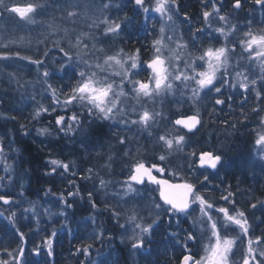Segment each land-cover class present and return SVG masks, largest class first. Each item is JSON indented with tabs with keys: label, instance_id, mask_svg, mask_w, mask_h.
Listing matches in <instances>:
<instances>
[{
	"label": "trees",
	"instance_id": "16d2710c",
	"mask_svg": "<svg viewBox=\"0 0 264 264\" xmlns=\"http://www.w3.org/2000/svg\"><path fill=\"white\" fill-rule=\"evenodd\" d=\"M4 1L16 5L24 0ZM29 1L45 6L38 7L32 23H22L21 26L13 21L12 14L5 15L9 17L6 22L12 19L7 27L13 30L12 36L19 40V46L0 52L10 53L9 59L0 60V141L5 146L3 155L12 166L10 177L13 178L0 181V194L13 199L11 205L0 203V212H4V216H0V259L10 262L11 258L18 256L20 248L24 249L25 264H180L187 252L199 259L202 251L198 223L194 222L196 211L189 218L181 216L179 223L175 219L169 222L163 214L157 217L152 203L160 201L157 187L146 181L143 185H136L138 192L124 197L129 177L138 162L150 168L152 165L162 168V173L152 169L158 179L194 183L197 191L215 207H228L230 212L234 208L245 211L252 225L251 234L264 236V153L255 143L258 135L264 134V124L261 123L264 102L255 99L251 86L247 100L239 89L240 83H250L243 79L244 76L256 79L257 89L264 87V70L246 55L239 43L245 39V31L264 33V11L252 0H241L240 9L232 7L234 0H176L171 6L173 19L182 44L188 45L185 48L188 54L198 57L207 47L222 46L223 38L215 31L221 26L218 16L214 13L209 18L210 23L203 18L205 10L214 12L213 4L220 8L219 14L227 18V27L235 26L228 43L235 47V51H230L228 71L231 73L229 81L236 88L225 86L222 93L206 89L196 97L159 98L153 110L161 112L163 118L157 117L158 123L148 130L135 125L125 127L114 119L88 117L85 110L82 126L65 134L55 125V117L65 113L53 105L48 84L57 89V96L63 100L60 93H68L76 86L79 77L73 79L71 73L65 75L61 72V51L50 46L52 42H60L61 47L68 49L66 43L75 45L79 38L82 43L71 52L73 59L77 58L78 52L82 56L87 53L84 58L93 64L97 58L101 63L108 55L128 57L139 49L138 63L143 68L135 78L147 81L150 71L146 64L156 54L153 46L159 24L151 15L146 20L143 10L128 0H110L111 6L106 9L104 17L120 23L121 31L105 34L104 23L97 22L93 28L85 29L87 25L79 21L77 13L69 17L68 12L73 10L64 0L58 1L61 4L58 10L55 0ZM97 1L105 4L106 0ZM150 2L145 0L147 6ZM3 15L0 16L4 18ZM197 28L203 31L197 32ZM43 29L48 30L46 34L50 36L46 40L41 36ZM69 32L70 37L65 39L64 34ZM193 37L199 38L195 47ZM83 44L88 48L83 49ZM17 52L33 60L42 59L44 63L38 66L27 60V67L25 62L19 66L14 63L19 59L15 56ZM49 59L53 63H49ZM83 67L81 65L78 70ZM45 68L50 74L55 73L54 77L47 78V82H43ZM237 72L241 75L237 76ZM125 91H128L127 87ZM123 98L129 105L143 99L145 103L148 99ZM216 98L224 99L225 103L216 105ZM41 104L50 109L56 107V111L33 118ZM253 108L259 111L254 112ZM76 110L80 111L78 105ZM194 114H199L201 124L193 132H187L184 150H167L158 137H175L178 132L174 120ZM42 128L49 129V132L40 135L38 130ZM180 131L186 132L184 129ZM122 138L125 140L123 144L120 143ZM202 151L222 156L216 170L199 167ZM161 155H165V160L159 159ZM53 159L69 164V170L65 172L62 167L52 165L50 161ZM54 167L55 173L51 171ZM201 173L208 175L209 180L204 181ZM3 175L9 174L0 167V176ZM229 192L234 194L230 197L234 204L221 199ZM65 201L72 206L68 207ZM253 203L257 204L255 209L251 207ZM12 211H15V217L11 216ZM132 213L148 215L147 224L157 220L140 249H133L131 237L123 236L124 227L121 225H125L126 218ZM233 229L230 227V231ZM53 232L57 233L55 237ZM186 232H193L195 239L186 241ZM233 237H238L241 242L246 239L240 234ZM49 238L52 240L51 256L43 243ZM185 242L188 250L184 247ZM38 245L41 246L40 255L36 256L34 249ZM84 248L89 249V255L84 254ZM8 252L13 256H8ZM236 252H240L238 243Z\"/></svg>",
	"mask_w": 264,
	"mask_h": 264
},
{
	"label": "snow or ice",
	"instance_id": "6c2138e0",
	"mask_svg": "<svg viewBox=\"0 0 264 264\" xmlns=\"http://www.w3.org/2000/svg\"><path fill=\"white\" fill-rule=\"evenodd\" d=\"M129 3H133L137 9H142L143 12L147 14L151 10L152 12L160 14L161 17H167V20H172V7L176 4V0H155V6L149 8L145 4V0H128ZM252 3L261 8L264 11V0H252ZM44 4H28L25 6L19 5H9L5 4L4 0H0V15L3 13L15 14L22 22L32 23L34 21V15L37 13L38 7H44ZM110 3H105L103 7L105 9L110 8ZM241 0H234L232 7L234 9L241 8ZM214 12L205 10L203 12V18L206 23H210L209 18L215 13L218 16V19L222 22H225L227 26V18L224 15H220V8L216 7L215 4L212 5ZM76 15V12L69 11L68 16L72 17ZM187 19V16H185ZM129 23L132 21L129 20ZM101 23L106 25L105 34L109 33H119L121 31V24L115 21L104 18ZM235 26H231L229 31L234 32ZM203 30L197 28V32H202ZM222 36H226L225 27H218L215 30ZM160 32H164V27H161ZM245 39L239 41L243 50L249 53V58L256 60L259 58L261 61H264V33L254 34L251 30L244 32ZM169 39H171L169 37ZM198 37H193V47H195V41L198 40ZM82 41L78 38L74 47H80ZM162 45V40L158 39L154 41V50L155 55L151 60L146 64V69L150 71V75L147 81L136 79L135 77L140 74L142 65L138 63L139 49L136 50L135 54L129 55L126 59L121 55L113 56L108 55L103 61V64L97 62L95 64L90 63L88 59L84 57L87 56V53H84L82 56L80 52L77 53V58L74 60L71 53L65 51L63 47H60V51L63 52L66 60L61 61V72L65 75L71 73L73 79L79 77L76 82V86L71 88L68 93L61 92L60 95L64 96V99L61 100L57 96V89L53 88L51 84H48V88L51 89L52 103L55 106H58L62 109L65 114H58L55 117V125L59 131L71 133L79 129L82 126L84 112L86 110L88 117H94L103 120H111L117 114L121 116L122 123L125 127L138 126L144 130H148L158 123L157 117L163 118L161 112L150 111L146 107L141 105V110H137L135 106H132L130 112L126 110L125 107L121 106L122 97H132L137 101H140L143 98H148L155 100L157 96L160 95H174L175 89L173 82H179L176 85L178 89L180 85H186L188 81H194L196 87L192 89L193 97L198 96L205 89L208 91H214L215 93H222V88L225 86L235 89L236 85L229 81V76L231 73L228 71L229 60H230V51H235V47L231 50L227 47V44H224L220 47H207L201 51V54L191 61L183 62V70L180 67V54L174 53V58L177 61V64L174 68L171 65H166V58L163 56L162 48L158 47ZM7 47V45H2ZM188 45L186 43L178 45L180 48H186ZM88 45L83 44V49H87ZM15 56L19 59H26L30 63L35 65H42L44 61L42 59H31L30 57L21 56L19 52L15 53ZM47 56V52L45 53ZM10 58L8 53H0V60H7ZM202 62L197 65L196 61ZM81 65H83L82 70ZM113 65L118 66L119 70H114L111 75L119 76L120 82L116 84L114 80L111 79L110 75H105L101 77L99 73H105L109 68H112ZM127 65V67H126ZM107 66V67H106ZM171 68V71H170ZM198 68H203V70H197ZM261 68L264 69V63L261 64ZM47 82V78L50 76H55V73H51L44 69L42 73ZM237 76H240L241 73L237 72ZM243 79L249 82H242L239 84V89L245 94L244 100H247V93L251 89L255 91V99L257 101H262V94H264V87L257 89V80L250 79L248 76H244ZM219 80V83L217 81ZM128 88V91H125V88ZM229 100L232 99V96L229 95ZM225 103L224 99L216 98V105H223ZM77 105L80 108V111L76 110ZM56 111V107L51 109L44 107L42 104L37 108L34 113L33 118L40 117L41 113H51ZM69 111L71 114L68 115ZM253 111H259L257 108H253ZM134 117V118H132ZM15 119V117H12ZM261 123L264 124V119L261 120ZM201 124V118L199 114L187 115L181 118L174 120V125L177 127L178 134L169 138L165 135H160L158 137L159 141L163 143L167 150H175L181 152L186 147L185 140L187 132H193ZM23 127V126H22ZM184 129L186 132H181L180 130ZM40 135H44L49 132V129L42 128L38 130ZM27 134V133H25ZM125 140L122 138L120 143L123 144ZM256 145L261 149H264V134L258 135V138L255 141ZM4 145L0 141V164H3V172L8 174L12 168L11 165L6 163V158L4 157ZM195 155V153H193ZM165 155L159 157L160 160H165ZM264 158V157H262ZM52 165L57 167H62L65 172L69 170V164L63 163L59 160L53 159L50 161ZM222 162V156L215 154L212 151H202L199 155L198 163L200 168H208L216 170L218 165ZM155 169L157 172H163L164 170L156 165L152 167H147L145 163L138 162L134 165L132 174L129 177V182L125 188V195L137 191L133 188V184L143 185L145 181L159 186V199L162 203H157L153 201V206L155 209L159 210L156 213L157 217H160L162 214L166 215L169 218V222L173 219L177 223L180 222V217H189L192 216L193 212L197 209L193 208V205L198 206V210L201 213L202 218H206V225L210 228V242L209 246L205 249L206 255L200 257V259H195L192 254H187L182 256L181 264H229L230 256L234 255L233 249L236 245V238L228 235V230L230 226H235L240 229L241 235L247 239V245L244 251V254L241 257L240 264H264V236H253L250 232L252 225L249 223V220L246 216L245 211L240 210L239 208H234L230 212L228 207H215L212 202L208 200L206 196L197 191L194 183L182 182V183H170L165 179H157L156 176L152 174V169ZM55 173L56 168L51 170ZM91 171V169L89 170ZM203 175V180L208 181L209 176ZM6 179H11L10 175L0 176V181ZM100 184L103 186L104 181L101 180ZM89 197L92 196V193H88ZM234 194L229 192L227 196H221L222 200L228 201L229 203L234 204V200H230ZM0 203L2 205H11L13 199L7 195L0 194ZM67 204V202L65 201ZM68 207H71V204H67ZM93 207H95V202L93 201ZM253 209L257 207L256 203L251 205ZM28 211V209H25ZM213 211L218 214H222L223 223L220 224L216 219L213 218ZM115 216H118V213H113ZM15 211L11 212V216L15 217ZM61 215H64L61 212ZM0 216H4V212H0ZM137 219L136 215L133 214L129 217L130 221H135ZM202 224L205 223L203 219L200 221ZM157 223V220H152L147 226H143L140 223H134V229L131 236V239L134 241L132 243L133 249H140L144 247V235L150 234L153 228V225ZM124 227V225H121ZM136 229H139L137 232ZM223 234H222V231ZM56 232L52 233V236L55 237ZM21 241H23V234H20ZM95 238V237H94ZM195 234L193 232L185 233V240H194ZM214 241V242H213ZM44 244L47 245V254L48 256L52 255V240L46 239ZM90 247V246H89ZM184 247L188 250V245L185 242ZM41 246L38 245L34 249V255H40ZM79 251V250H78ZM84 254L89 255V249H83ZM8 256L12 257L13 253L8 252ZM19 260L16 261V264H25L24 262V249L20 248L18 250ZM0 264H9L8 261L0 259Z\"/></svg>",
	"mask_w": 264,
	"mask_h": 264
},
{
	"label": "rangeland",
	"instance_id": "374dc122",
	"mask_svg": "<svg viewBox=\"0 0 264 264\" xmlns=\"http://www.w3.org/2000/svg\"><path fill=\"white\" fill-rule=\"evenodd\" d=\"M58 1L62 2L63 0H55L54 1L55 8L57 10L60 9V7H61V4L58 3ZM64 2L67 5H71L72 10L74 12H76L77 15L79 16V21L82 22V23H85L84 26L87 25L85 27V29L86 28L87 29L93 28L94 26H96V24L101 23V21L104 18H106V17H104V16H106V14H105L106 9L103 7L104 4L100 3L99 1L96 2V0H64ZM105 3H110L111 4L110 0H106ZM5 4H8V3L5 2ZM28 4H34V3H32V1L30 2L29 0H24L21 4H16V5L25 6V5H28ZM154 6H155V0H151V2L149 3V8L151 9ZM49 8H51V6H49ZM5 15H7V13H4V15H3L4 18H2L0 16V52L2 50L3 51H7V50L13 48L14 46H19V40H14L15 38L12 36L13 35V30L11 28L7 27V26L10 25L11 20L13 19V21L17 22L19 26H21L22 23H25V22H22L15 14L11 15L12 19H10L9 23H8V21L6 22V19H8L9 17H6ZM33 15L36 16L35 14H33ZM144 15L146 17L145 13H144ZM150 15L153 16L158 21V24H159L158 28H157L158 36H157L156 40H158V39L162 40V45H158V47L162 48L163 56L166 58V65H171L172 68H174L176 66V64H177V61L174 58V53H179L180 54V61H181L180 67L183 70V62L184 61L194 60L197 56H194L191 53L188 54V52L186 51L185 48L178 47V45L182 44V40L180 38L179 29H177L176 24H175V20L173 19L172 11L170 12V15H172V20L171 21L167 20V17H161L160 14L152 12L151 10L147 14V17L150 16ZM72 23H73V21L69 22V24H71V26H72ZM25 24H28V23H25ZM219 24L221 25L220 27H225V30H226V33H227L226 36H222L221 35L222 38H223V39H221L222 40V45L227 44V47L231 50L232 46H231V44H228V43L230 42L229 37L231 36L232 32L229 31L230 28L225 26L224 22L219 20ZM231 26H233V25H231ZM161 27H164V32L163 33L160 32ZM82 28H83V31H84V27L83 26H82ZM46 32L48 33V30L43 29V32H42L41 36L43 37L44 40H46V37H50L48 34H46ZM49 33H52V31H50ZM70 34H71L70 32H69V34L65 33L64 34V38L67 39L68 37H70ZM169 37L171 39H169ZM59 43L54 41V42H52V45H50V46L60 50L61 46H60ZM62 43H63V40H62ZM5 44L7 45V47H3L2 46V45H5ZM66 44L68 45V49H65V51H67L69 53L75 52L76 47H74L73 43H66ZM71 44H73V45H71ZM1 48H4V49H1ZM153 50H154V46H153ZM22 51H24V50H22ZM154 52H155V50H154ZM20 55L22 56L23 54H20ZM229 55H230V53H229ZM246 55L248 56L249 53H247ZM61 56L62 57H60V58L63 61L66 60V57H64L63 52H61ZM121 56L123 58H125V59L127 58V56H123V55H121ZM254 61H255V63L257 64V66L259 68H261V64L264 63V61H261L259 58H257ZM24 62H25V67H27L26 64H28V61L27 60L25 61L24 59H18L14 63L18 64L19 66H23ZM49 63H53L52 60H50ZM196 63H197V65H199L202 62L197 60ZM101 64H103L102 61H101ZM229 65H230V62H229ZM126 67H127V65H126ZM114 70L118 71L119 70L118 66L113 65V67L109 68L107 70V72H105V73H107V75H110L111 79L114 80L116 82V84H119L120 77L119 76H115V75H111V73ZM197 70H203V68H201V69L198 68ZM170 71H171V68H170ZM99 75L101 77L105 76L104 73H99ZM43 82H45V80H43ZM177 84H179V82H173V86H174V89H175V94L174 95H166V96H170V98L179 97V95H183V96L187 95L189 97H193L192 89L196 87L194 81H188V82H186V85H180V87L178 89L176 88ZM164 96L165 95L157 96L154 101L151 100V99H146L145 103L143 102V100H144L143 99L140 102H132V104H130V105L126 102L127 100L122 97L121 98V101H122L121 106L125 107L126 110L129 111V112H130V109H131L132 106H135L138 111L141 110V105H143V107H146L150 111H156V109L153 110L154 103L158 102L159 98H163ZM113 119L116 122L122 123L121 116L119 114H117ZM261 151H262V153H264V149H261ZM4 157L6 158V163L9 164L8 161H7L8 158L6 156H4ZM0 167L3 168L4 165L0 164ZM11 173L12 172L10 170V172L8 174L11 176ZM152 173H153V171H152ZM159 174H161V173H159ZM136 185L137 184H133V188L134 189L137 188ZM136 192H138V191H135V192H132V193H129V194L125 195V190H124V197L126 198L129 195H132V194H134ZM157 194H159L158 188H157ZM152 203H153V201H152ZM159 203H162V202L159 201ZM193 208H196L198 210V206L197 205H193ZM197 210H196L197 214L195 215L194 222L196 223V225L198 223V231H199L198 233H200V235H201L200 244H199L200 246L199 247L201 248V251H202L201 252V254H202L201 257H202V256L206 255L205 249L209 246V242H210V238L211 237H210V228H208L207 225H206V218H202L201 213L199 212V210L198 211ZM156 211H159V210L156 209ZM131 215H133V213ZM135 215H136L137 219L134 222L130 221L129 217L126 218V220H125L123 236H125L127 238L132 236L133 229H134V223H140L143 226H147L148 225L147 224L148 220H149V217H147L148 215H142L140 213H137ZM197 215H198V218H196ZM213 218L216 219L218 223H220V224L223 223L222 214H218V213L213 212ZM202 219H203V221H205V223H203V224L200 222ZM230 227L234 228V229H233V231H230V228H229L228 233H227L228 235H230L232 237L235 234H238V235L240 234L241 235L239 228H236L235 226H230ZM136 231L138 232L139 229H136ZM147 237H149V234H145L144 235V238H147ZM234 238H236V245H235V247L233 249L234 255L230 256L229 264H240L241 257L244 254V251H245V248H246V245H247V239H245L244 242H241V241L238 240V237H234ZM237 243L240 246V252L239 253H237V252L235 253V250L237 248ZM19 259H20L19 256H17L16 258H11L9 264H16V261L19 260Z\"/></svg>",
	"mask_w": 264,
	"mask_h": 264
},
{
	"label": "water",
	"instance_id": "95a60500",
	"mask_svg": "<svg viewBox=\"0 0 264 264\" xmlns=\"http://www.w3.org/2000/svg\"><path fill=\"white\" fill-rule=\"evenodd\" d=\"M198 128V127H197ZM208 169V168H207ZM209 170H212V169H209ZM170 182V181H169ZM171 183V182H170ZM153 185H155V184H153ZM157 186V185H156ZM162 202V201H161ZM185 255H187V254H185Z\"/></svg>",
	"mask_w": 264,
	"mask_h": 264
}]
</instances>
